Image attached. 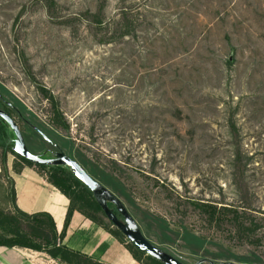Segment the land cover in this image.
Instances as JSON below:
<instances>
[{
    "label": "rangeland",
    "instance_id": "374dc122",
    "mask_svg": "<svg viewBox=\"0 0 264 264\" xmlns=\"http://www.w3.org/2000/svg\"><path fill=\"white\" fill-rule=\"evenodd\" d=\"M0 86L66 154L164 219L176 245L186 228L209 251L264 260V0H0ZM197 202L239 218L209 221ZM148 236L188 264L209 259Z\"/></svg>",
    "mask_w": 264,
    "mask_h": 264
},
{
    "label": "trees",
    "instance_id": "16d2710c",
    "mask_svg": "<svg viewBox=\"0 0 264 264\" xmlns=\"http://www.w3.org/2000/svg\"><path fill=\"white\" fill-rule=\"evenodd\" d=\"M3 94L10 95L4 87L0 86V104L10 109L11 111H14L18 116V119L25 118L23 115V112L26 111L25 107L23 105H18L19 108L16 109V107L9 106L3 98ZM54 116V124L61 129L67 130L68 125L62 118L59 111L54 110ZM31 123L35 124L33 122ZM27 128L29 131L31 130L29 127ZM43 132L48 137V132L50 131L46 133L43 130ZM12 136L13 134L10 128L5 123V121L0 118V166L1 170L5 174V177L7 176L6 156L8 153L14 155L12 153V149L10 148L11 144L9 143V140L12 138ZM66 145H68V142ZM77 156L80 158V160L77 162L81 164L92 177H94L97 181L107 187L112 193L119 197L123 201V203L126 204H124L125 207L137 221L141 228V231L147 238L149 237L148 235L151 231L152 233H154L158 243L170 244L171 246H175L179 248L181 252L186 253L187 256L190 257H209V259L214 261L215 263L221 260L249 264H264V260H262L257 254L253 252L247 255H236L222 248H220L219 251H209L205 248V245L208 244L209 241H207V239L202 236L188 231L186 228H181L180 232L174 233L176 236V240L181 241V243L176 245L175 240L169 237L168 234H166L170 231V229L168 228L164 219L146 215L137 207L129 192L127 191L125 185L118 178H116L112 173L107 172L99 168L98 166H95L88 160H85L79 152L77 153ZM14 157L20 162V164H13L15 172L21 169L22 164L35 166L40 173H44L49 183L55 186L63 195L67 197L69 204L65 217L64 228L67 226L72 212L77 211L84 215L86 218L102 226L109 233L115 236L119 242L125 245L127 250L131 253L133 258L137 262H139V264H162L151 256L137 250L132 244L128 242V240L120 233L118 229H116L109 221H106V218L103 215L97 202L93 198L92 193L74 176L73 172L68 167L37 165L16 155H14ZM6 179L9 183V198L14 205L13 182L8 177H6ZM197 203V208L202 213L207 215L209 221H212L214 219H225L227 218V216H229V213L232 214V219L234 221L239 218L236 209H228L225 206H220L219 208H217V205L208 202ZM108 205L114 209L112 204ZM150 222H152L156 226L154 232L153 230H150ZM62 237L63 232L60 234L56 233L54 222L52 218L46 213L27 214L17 209L15 205L9 212L0 211V246H5L8 248H28L35 251H43L52 258H58L67 263L74 261L76 264H98V262L93 261L89 257L60 245ZM168 253L172 254L171 252ZM175 257L183 263L188 264L183 257ZM203 263L207 262H201L200 264Z\"/></svg>",
    "mask_w": 264,
    "mask_h": 264
},
{
    "label": "crops",
    "instance_id": "0c3cea01",
    "mask_svg": "<svg viewBox=\"0 0 264 264\" xmlns=\"http://www.w3.org/2000/svg\"><path fill=\"white\" fill-rule=\"evenodd\" d=\"M14 157L6 156V177L13 182L14 205L27 214L46 213L55 225L57 234L63 232L60 245L89 257L98 264H139L125 245L102 226L74 211L64 228L69 201L44 174L34 166L13 168ZM0 166V211L9 212V183ZM0 264H76L52 258L46 252L28 248L0 246Z\"/></svg>",
    "mask_w": 264,
    "mask_h": 264
},
{
    "label": "water",
    "instance_id": "95a60500",
    "mask_svg": "<svg viewBox=\"0 0 264 264\" xmlns=\"http://www.w3.org/2000/svg\"><path fill=\"white\" fill-rule=\"evenodd\" d=\"M0 118L5 121L14 135L12 147V153L14 155L37 165L68 167L73 172L74 176L92 193L93 198L97 202L105 218L118 229L137 250L151 256L162 264H185L149 240L143 234L139 224L129 213L122 200L92 177L74 158L70 157L59 147H57L58 151L52 158H42L31 153L27 149L22 133L14 119L2 109H0ZM43 138L49 141L44 135ZM108 204H112L114 209ZM118 216H120V218ZM201 262H207L208 264H249L235 261L215 263L206 258L198 260L194 264H200Z\"/></svg>",
    "mask_w": 264,
    "mask_h": 264
},
{
    "label": "flooded vegetation",
    "instance_id": "af4514ba",
    "mask_svg": "<svg viewBox=\"0 0 264 264\" xmlns=\"http://www.w3.org/2000/svg\"><path fill=\"white\" fill-rule=\"evenodd\" d=\"M9 105V104H8ZM10 106V105H9ZM20 120H21V122H22V125H25V127H29L31 130V132L33 131V133L35 132L36 133V138H37V140H43L44 142H45V145L43 146V148H41L40 150L38 149V150H30V148H29V145H28V142H27V140H26V133L24 132V131H22L21 129H20V127H19V129H20V131H21V133H22V136H23V139H24V141H25V144H26V147H27V149L31 152V153H33V154H36V155H38V156H40V157H42V158H52L53 156H54V154L58 151V148L57 147H59V145L58 144H56L55 142H53L51 139H49L39 128H37L36 126H34L27 118H20ZM18 125V124H17ZM43 135L45 136V137H47V139L49 140V141H47V140H45L44 138H43ZM13 140H14V136L9 140V143L10 144H12L13 145ZM31 144L32 145H34L32 142H31ZM32 145H31V147H32ZM60 148V147H59ZM61 149V148H60ZM62 150V149H61ZM119 218H120V216H118Z\"/></svg>",
    "mask_w": 264,
    "mask_h": 264
}]
</instances>
